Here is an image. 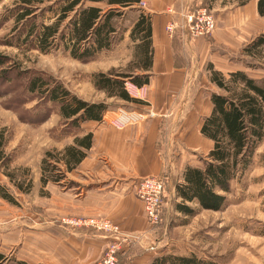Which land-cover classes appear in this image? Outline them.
Instances as JSON below:
<instances>
[{"label": "rangeland", "instance_id": "1", "mask_svg": "<svg viewBox=\"0 0 264 264\" xmlns=\"http://www.w3.org/2000/svg\"><path fill=\"white\" fill-rule=\"evenodd\" d=\"M16 1L0 0V55L9 59L3 66L9 71L8 80L0 74V128L5 129L8 140L4 151L10 155L7 169L0 166V185L12 199L10 202L0 197V217L20 213L25 202L43 193L39 185L53 182L40 181L41 159L45 152L50 151L52 154L55 150H61L59 147L65 145L66 139L71 140L74 134L79 133L78 127L67 125L60 117L57 105L41 101L35 94L25 93V71L33 70L44 77L50 76L79 98L105 103L107 111L116 108L150 111L139 106L148 103L147 93L145 97L139 98V91L132 87L129 93L131 100H123L108 96L105 91L97 89L93 82L94 74L99 72L108 73L112 70L114 74H139L132 61L134 45L130 43L128 33L139 18V11L121 10L122 14L113 19L118 31L113 37V45L101 50L93 59L80 61L62 48L41 53L35 49L10 45L9 41H14V21L8 15ZM202 3L201 0L199 4H191L186 13L194 12L196 15L200 8L205 7V13L211 14L214 20L212 31L192 36L203 42L199 52L201 63L195 65L197 73L195 77H190L187 70L180 87L167 94L164 102L158 103L170 105L169 118L165 115L160 121L158 133L160 168L157 175L165 180L166 186L162 220L158 226L152 227L145 218L147 228L141 232L144 235L153 231L150 233L152 236L143 239V248L136 246L134 250L131 244L125 254L120 253L123 251L120 248V252H116L115 264H150L152 258L161 253L195 254L219 264H264V138L258 143L248 169L239 180L232 182L231 191L226 194L227 203L222 210H199L193 216H183L173 210L174 184L182 170L185 166H200L201 159L211 148L209 141L201 136L194 137L193 145L186 142L184 136L181 137L185 122L192 116L190 129L195 132L201 118L210 111V92L220 91L209 82L210 65L214 70H242L255 79L264 78V46L245 51L252 40L264 32V17L258 15L255 0ZM200 13L197 16L201 17ZM180 17L178 15L175 21H169L172 24L170 30L166 28L172 43L178 48L183 44ZM149 113L152 116L148 118L153 117V113L157 114L156 111ZM52 159V156L47 155V162H53ZM57 165L64 172V167ZM5 170L13 172L15 182H21L24 189H29L19 190L4 175ZM119 235L120 232L112 236V243L114 236L118 237L117 242L121 241ZM146 242L149 244L146 245ZM5 256L7 260H13L12 256Z\"/></svg>", "mask_w": 264, "mask_h": 264}, {"label": "trees", "instance_id": "2", "mask_svg": "<svg viewBox=\"0 0 264 264\" xmlns=\"http://www.w3.org/2000/svg\"><path fill=\"white\" fill-rule=\"evenodd\" d=\"M105 1L108 5H129L133 0H17L9 9L8 17L14 25L13 40L10 45L23 49H35L49 53L62 48L70 56L80 61L93 59L103 49H109L118 33L113 19L122 14L119 7H101L96 2ZM210 4L214 0H202ZM256 9L264 17V0H257ZM7 17V18H8ZM133 40L139 39L135 51L136 68L148 70L151 65L150 47L151 20L140 14L129 33ZM264 46V32L257 35L245 51ZM8 57L0 55V74L8 80V70L3 66ZM209 69V82L220 91L209 94V113L203 117L199 132L212 142L211 148L201 159L200 166H186L182 181L174 184L173 210L183 216H193L199 210H222L226 194L231 191L234 180H239L250 166L258 143L264 138V78L255 79L242 70L223 72ZM24 91L39 96L41 101L57 105L58 114L71 127H79L87 121L102 119L107 109L103 102H90L71 93L52 77L28 70ZM144 75L127 73L114 74L99 72L94 74V85L108 96L131 100L124 83L129 79L135 85L145 82ZM91 133L76 136L72 144L54 153L46 151L41 159L40 181L57 182L65 171L75 167L85 156L84 149L90 147ZM8 138L4 128H0V166L7 169L10 155L4 146ZM47 155L53 162H47ZM4 175L21 191V182H15L13 172L3 171ZM30 181L27 182L29 187ZM0 197L12 201L0 185ZM180 199V201H177ZM6 260L0 252V264ZM17 264H25L17 262ZM150 264H219L195 254L176 255L161 253L154 256Z\"/></svg>", "mask_w": 264, "mask_h": 264}, {"label": "crops", "instance_id": "3", "mask_svg": "<svg viewBox=\"0 0 264 264\" xmlns=\"http://www.w3.org/2000/svg\"><path fill=\"white\" fill-rule=\"evenodd\" d=\"M141 1L144 6L140 5ZM199 2L201 0H133L125 7L108 5L105 1L95 3L101 7L135 9L150 17L151 65L148 70L136 68L139 70L136 75H144L145 82L138 86L127 80L137 91L140 87L146 88L148 103L139 106L157 114L148 118L152 116L150 111L135 109L145 115L144 120L123 129H116L102 119L80 124L79 133L71 137L72 141L66 139L59 149L72 144L74 137L91 133V144L84 149V158L71 170H64L63 179L40 184L43 193L25 202L20 213L0 217V252L13 258H6L2 264H98L112 243L113 235L94 228L72 227L62 221L68 217L108 218L120 228L119 245L123 251L118 253L128 252L131 244L134 250L136 246L143 248V239L152 236L153 231L144 235L141 232L147 225L136 187L141 177L157 175L160 168L158 133L160 121L168 115L170 105L158 103L164 102L167 94L180 87L187 70L188 76L195 77V65L201 63L202 39L189 35L182 18L191 4ZM256 3L257 0L255 6ZM178 15L183 35L180 48L172 43L166 31L167 23L171 19L175 21ZM139 42V39L130 38L134 45L132 61ZM193 118L185 122L181 137L193 145L194 139L201 136L211 147L212 142L199 132L202 120L195 132L190 129ZM183 170L177 182L182 181Z\"/></svg>", "mask_w": 264, "mask_h": 264}, {"label": "built area", "instance_id": "4", "mask_svg": "<svg viewBox=\"0 0 264 264\" xmlns=\"http://www.w3.org/2000/svg\"><path fill=\"white\" fill-rule=\"evenodd\" d=\"M140 5L144 6L145 3L141 1ZM199 12H201V17L197 16ZM205 12V7H202L200 8V11H197L196 15L194 12H192L191 14L188 13L183 16L186 24V29L190 36L205 35L213 30V17L211 16V14H206ZM166 28L170 30L172 28V24L168 22ZM124 87L129 94L131 93L132 87L134 86L131 85L130 81H125ZM134 88L136 91V87ZM139 90V98L145 97L146 88L140 87ZM135 96L137 97L136 93ZM144 118V114L129 110L127 108H116L112 111H106L102 116L103 121L112 125L116 129H123L128 125L138 124L142 122ZM165 189V180L159 175H148L141 177L137 183L136 195L142 203L144 216L147 221L152 224V227L158 226L162 220L161 215L163 210ZM62 221L72 227H80L86 229L95 228L97 230L107 232L111 235H116L120 232L117 224L105 218L101 219L93 217H68L62 219ZM117 238V236H114V243L110 245L98 264H115L116 252H118V250L120 249Z\"/></svg>", "mask_w": 264, "mask_h": 264}]
</instances>
